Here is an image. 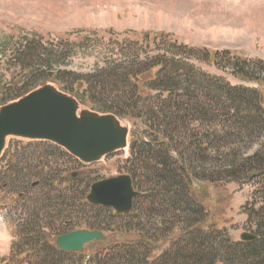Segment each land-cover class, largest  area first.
<instances>
[{
  "label": "rangeland",
  "instance_id": "rangeland-1",
  "mask_svg": "<svg viewBox=\"0 0 264 264\" xmlns=\"http://www.w3.org/2000/svg\"><path fill=\"white\" fill-rule=\"evenodd\" d=\"M31 43L35 45V58L30 55ZM23 53V58L29 60V63H24L25 66L17 60ZM157 58L180 61L185 66L183 71L191 69L190 75H195L196 78L203 76L211 83L264 90V73L260 74L259 82L246 81L237 78L230 67L236 58L248 64L264 63V0H0V105L13 99L11 93L25 82L30 66L43 73L40 81L55 82L64 91L77 95L85 107L105 112L104 107H107L104 95L99 90L84 89L83 84L77 83L75 76L97 75L108 64H123L128 70L130 66L125 63L138 61L135 63L141 64L137 69L141 74L140 82L146 83L140 92L144 95L151 93L154 97L158 92L149 89L151 87L147 84L158 79L160 67L151 70V66L157 63ZM38 62L52 65L46 69L43 64L36 65ZM36 78L37 75H34L33 79ZM162 96L166 97L167 94ZM216 118L217 120L208 124L189 123V129L193 132H216L220 140L224 137L223 132L230 131V126L227 118L220 114ZM123 120L130 123V140L135 128H138L135 138H148V125H140L137 120L139 126H136L135 121L125 117ZM15 143V139L10 140L9 152L4 164L0 166V186L9 182V179L2 177L5 174L10 178L9 168L18 163L19 158L11 156L13 149L17 147ZM254 150L255 148L248 149L245 154L249 156ZM131 159L132 150H126L93 166L74 168V161L65 158L68 163L66 166L60 154L56 153L49 158L51 167L45 166V174L51 173V168L66 166L75 174V178L79 174L80 179L90 176L92 181L100 182L119 175H128V162ZM8 162V169H4ZM254 183L255 180L245 185H240L239 182H218L198 187L197 184V194L203 198L206 211L209 210L215 215L218 225L212 230L211 224L206 223V230L223 233L235 242L240 241L243 233L251 232L248 224L249 214L252 215L253 211L263 206L262 196L255 191L260 185ZM31 185L28 188H20L9 184L10 187L5 188L4 196L0 194V236H7L5 242L0 243V264H39L40 256L36 246L42 248L45 241L55 245L59 236L80 229L73 226L71 221L68 222L69 219L62 220L61 224L53 223L55 227L46 218L35 223V214L39 212L40 207L33 205L30 196L38 195L36 200H40L43 193H46L55 199L64 193H51L50 189L44 188L39 181H33ZM81 187L83 186L79 185L76 188ZM19 193L23 196H18L14 206L6 205L10 204L7 200L12 195L17 196ZM140 205L137 201L135 209ZM84 211L87 216H93L89 213L90 209ZM159 219L158 217L157 220ZM20 222L26 224V228L31 232H35L32 230L33 226L40 225L36 232L40 235L38 241L41 244L33 245V242H30L28 235L20 229ZM65 222L69 224L63 225ZM147 222L146 219L144 223ZM149 223L159 226L156 219ZM167 225L168 223L163 224L164 227ZM127 226L125 221L117 220L113 228L115 231L105 232L109 238L106 243L109 246L115 242L128 246L138 242L140 239L135 231L122 234L121 230L124 227L127 229ZM179 226L172 235L170 231H166L165 235L161 236V241L152 242L157 247L153 253H149L148 259L151 263L155 261L152 259L157 260L177 250L181 236L187 231L181 228L182 225ZM20 244L26 245L19 247ZM94 245L101 246L97 243ZM94 245L88 247L87 255L93 256L100 252V248ZM106 249L103 257L109 253L108 248ZM74 259H78V256H73L72 260ZM85 259L84 257L82 262Z\"/></svg>",
  "mask_w": 264,
  "mask_h": 264
},
{
  "label": "trees",
  "instance_id": "trees-1",
  "mask_svg": "<svg viewBox=\"0 0 264 264\" xmlns=\"http://www.w3.org/2000/svg\"><path fill=\"white\" fill-rule=\"evenodd\" d=\"M29 46L30 55L35 58V45L31 43ZM25 53L17 58L24 66V63H29V60L23 58ZM49 56L52 57L51 54ZM157 59L151 70L160 67L158 81H151L147 84L151 88L146 87L158 92L154 97L151 93L144 95L140 92L146 83L140 82L141 74L137 69L141 64L135 63L138 61L129 59V62L125 63L130 66L128 70L123 64H108L97 75L75 76L77 83L83 84L84 89L99 90L104 95L107 107H104L105 112L135 121L136 126L148 125V138H135L137 141H133L131 146L132 159L128 162V174L141 193L137 200L141 204L135 212L137 217L117 216L111 209L91 206L86 197L95 181H92L90 176L80 179L77 175L74 179V173L66 168L68 163L65 158L75 163L76 161L61 149L47 146L48 144H29L14 152V156L19 158L18 163L9 168L10 178L5 174L2 177L9 179V182L4 183L8 188L9 184L28 188L32 186L33 181H39L44 188L50 189L51 193H64L55 199L46 193L42 195L43 200H36L38 195L30 196L33 205L40 207L39 212L35 214V223L46 218L55 227L54 224H61L62 220L69 219L68 222L71 221L73 226L79 228H86L82 225H88L87 229L114 232L115 222L123 220L128 226L127 229L124 227L121 230L122 234L135 231L140 239L128 246L115 242L108 246L109 253L104 257L102 254L107 250V246L100 249L97 255L89 256L86 251L74 260L73 255L62 253L50 242L45 241L42 248L36 246L40 256L39 264H264L263 88L246 89L218 82L211 83L203 76L196 78L195 75H190V68L189 71H183L185 66L180 61ZM38 64H43L46 69L52 65L42 62L36 63ZM230 67L237 78L246 81L259 82L260 74L264 73V63L248 64L240 58L234 59ZM28 72L25 82L11 93L13 99L2 104L20 98L42 83V72H37L30 66ZM34 75H37L36 79H33ZM164 94L167 96L163 97ZM219 114L227 118L230 126V131L223 132L224 137L220 140L216 132H193L189 129V123L208 124L217 120ZM137 129L135 128V131ZM254 148L251 155L245 154L246 150ZM56 153L60 154L66 166L51 168V173L45 174V166L51 167L49 158ZM215 156L219 157L213 158ZM77 165L81 167L76 163L74 168ZM252 180H255L254 184L260 185L255 191L262 196L263 205L253 211L252 215L249 214L248 218L250 231L257 240L235 242L222 232L219 234L206 230V223H210L213 230L217 222L215 215L209 210L206 211L203 198L197 194L196 185L199 184V187L218 182H239L240 185H245ZM79 185L83 187L76 188ZM88 208L93 216L86 215L84 209L87 211ZM146 219L147 224L144 223ZM154 219L159 226L149 223ZM167 223L164 227L163 224ZM20 224V229L28 235L33 245L41 244L38 241L40 235L36 232L40 228L39 224L33 226L32 230L35 232L29 231L26 224ZM179 225L187 231L181 236L177 250L157 260L152 259L155 261L151 263L148 259L149 253H153L157 247L152 242L161 241V236H164L166 231H170L172 235ZM22 245L26 244H20L19 247ZM84 257L86 259L82 262Z\"/></svg>",
  "mask_w": 264,
  "mask_h": 264
},
{
  "label": "water",
  "instance_id": "water-1",
  "mask_svg": "<svg viewBox=\"0 0 264 264\" xmlns=\"http://www.w3.org/2000/svg\"><path fill=\"white\" fill-rule=\"evenodd\" d=\"M128 134V123L113 114L89 110L50 82L0 107V160L10 140L17 139L53 143L89 165L124 150ZM139 195L132 179L120 176L93 184L88 201L129 215ZM105 239L101 232L79 230L57 238L56 245L62 251L82 252L92 242ZM241 239L255 241L257 237L245 233Z\"/></svg>",
  "mask_w": 264,
  "mask_h": 264
}]
</instances>
